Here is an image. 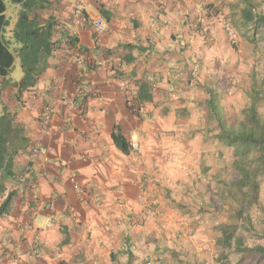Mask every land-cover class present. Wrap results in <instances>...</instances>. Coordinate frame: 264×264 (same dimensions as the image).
Returning <instances> with one entry per match:
<instances>
[{
  "label": "crops",
  "instance_id": "crops-1",
  "mask_svg": "<svg viewBox=\"0 0 264 264\" xmlns=\"http://www.w3.org/2000/svg\"><path fill=\"white\" fill-rule=\"evenodd\" d=\"M74 1L60 0L44 16L55 21L54 46L37 84L21 93L7 85L0 96L28 140L13 177L1 181L0 206L12 197L0 214V264H126L127 252L132 264H152L145 254L168 246L162 236L177 245V222H197L183 210L194 200L199 168H211L203 163L214 146L202 89L205 76L228 71L230 0H89L88 17L107 24L101 33L67 21ZM77 79L90 92L85 117L70 104ZM140 82L152 100L134 116L127 101ZM56 99L46 133L43 114ZM116 124L137 144L127 156L110 139ZM36 145L45 148L40 158ZM35 197L49 208L36 212Z\"/></svg>",
  "mask_w": 264,
  "mask_h": 264
},
{
  "label": "trees",
  "instance_id": "trees-1",
  "mask_svg": "<svg viewBox=\"0 0 264 264\" xmlns=\"http://www.w3.org/2000/svg\"><path fill=\"white\" fill-rule=\"evenodd\" d=\"M11 3L19 5L20 10L17 14L16 22L11 30V38L18 43L16 56L19 59L22 77L17 83L11 84V87L21 93L34 87L40 76L43 74L46 59L53 50V35L55 21L51 15L46 19L44 16L51 12L54 5L60 0H9ZM261 3L264 0H236L230 2L227 6L232 12H236L240 21L244 25H249L251 37L249 43L256 48L255 36L259 33L263 42L264 58V12L261 10ZM4 0H0V77L5 78L13 65V55L8 49V41L5 39V30L9 26V21L5 16ZM216 14L217 11H216ZM246 39V37H245ZM202 88V87H200ZM205 95L203 106L205 114L204 131L207 135L213 133L210 123L215 125V133L212 135V141L215 139L221 143L224 149L233 151V161L224 167L207 168L204 173L216 172L213 181L218 188V198L224 203L230 200L236 210V217L240 226L247 233H263L264 230L255 228L252 211L264 216V210L258 201L259 182L264 176V116L259 113L258 104L264 101V67L260 81L252 80L248 93V104L241 110L242 119L237 124L227 119L226 111L219 102L217 93L211 88L202 89ZM133 101H127L128 109L138 116L140 105L151 102L152 97L147 83H138V90ZM131 102V103H129ZM186 112V110H185ZM112 144L122 155L130 154V143L124 137L120 125H114L110 135ZM209 138L205 139L209 141ZM28 147V140L25 136V129L22 124L17 122L15 113L6 111L0 117V194L3 186L1 181L13 177V167L15 158ZM232 169L241 178L247 179V192H242L236 186L230 187L228 181L221 183L219 174L227 169ZM218 182H220L218 184ZM11 194H8L0 206V214L6 213L10 203ZM200 210V209H199ZM202 212V211H200ZM264 219H261V223ZM259 231V232H258ZM215 246L220 249L217 264H229L227 259L229 255L239 254L240 258L234 264H242L245 257L249 258L254 264L264 260V244L254 245L251 248L244 244V239L235 233L221 231L219 237L215 239ZM127 256L126 264H132V255ZM113 256V255H111Z\"/></svg>",
  "mask_w": 264,
  "mask_h": 264
},
{
  "label": "rangeland",
  "instance_id": "rangeland-1",
  "mask_svg": "<svg viewBox=\"0 0 264 264\" xmlns=\"http://www.w3.org/2000/svg\"><path fill=\"white\" fill-rule=\"evenodd\" d=\"M235 1L230 0L232 3ZM4 5L6 8L5 16L9 21V26L5 30V39L8 41V49L12 53L14 61L8 75L5 78L0 77V96L4 91V87L19 82L22 77L19 59L16 56L18 43L10 37V32L21 8L9 0H4ZM261 10L264 12V3H261ZM228 11L229 21L227 24L229 29L226 31L228 33L226 37L227 46L230 49V56L228 57L230 62L226 63L228 71L227 73H220V75L205 76V80L208 81V87L217 93L219 102L226 111L227 119L237 124L242 119L241 110L248 104V93L252 80L260 81L262 77L264 67L263 42H261L262 37L259 31L255 36L257 46L253 48L249 43V37H251L250 26L244 25L236 12L231 14L230 9ZM58 12L59 10L56 11V13ZM217 13H221V11L218 10ZM229 38L230 40H228ZM203 84L198 80L197 83H194L196 85L195 89L199 90L200 87H203ZM258 108L259 113L264 116V101L259 102ZM5 110L10 111L0 98V117L4 115ZM195 115L198 117L197 113ZM210 126L214 135V123H210ZM212 145L214 146L213 150H210L206 159H203L204 165H206V161L210 164V167L220 168L227 164L231 166L233 151L224 149L223 145L215 139H213ZM199 166L201 167V164ZM199 170L200 172L198 171L196 175L201 179H197L198 182L193 186V190H195L194 200H191L192 203L186 205L185 210H183L187 211L188 219L186 221H197L196 225L184 227V220H181L180 223L177 222L175 228L179 234L176 237L177 241H175L177 245H173L172 239L162 236L163 242L167 241L168 244L167 242L165 244L168 246H161L163 247L161 250H158L159 248L156 246L155 250L147 251V255L145 254L146 258L144 259L151 260L152 264H217L220 249L215 246V239L220 236L223 230L243 237L244 244L250 248L254 245L264 244V232L259 234H255V231H252V233L245 232L236 217L234 206L230 205V200L228 199L224 203L219 200L217 190L220 187L217 188V183L215 184L213 181L216 172L204 173L200 168ZM219 175H221L219 180L221 183L228 181L230 187L236 186L242 192H247L248 174H246L247 179L241 178L231 168H228ZM258 190V201L264 210V176L260 178ZM194 216L197 218L195 219ZM251 217L255 228L259 227V229L264 230V220L262 223L260 222L261 219H264V216L261 217L260 213L252 211ZM165 227L164 231H167V226L165 225ZM170 231L171 229H168L169 233H171ZM239 258V254H232L229 255L227 262L234 264ZM242 264H254V262L245 257ZM256 264H264V260Z\"/></svg>",
  "mask_w": 264,
  "mask_h": 264
},
{
  "label": "built area",
  "instance_id": "built-area-1",
  "mask_svg": "<svg viewBox=\"0 0 264 264\" xmlns=\"http://www.w3.org/2000/svg\"><path fill=\"white\" fill-rule=\"evenodd\" d=\"M89 0H75L72 11L70 15L67 17V21L71 23L76 28H84V27H92L96 32L101 33L107 28L106 22L102 18H90L86 14V4ZM86 81L82 79H77L74 83V95L70 99L71 108L73 111L76 112V114L79 117H85L86 116V108L84 106V101L89 96V91L87 88ZM55 92L59 93V89L55 87ZM60 105V100L56 99L54 101V105H50L47 109V111L43 114V123L44 127L43 130L48 133V123L57 111V106ZM130 148L132 151L137 149L136 143H130ZM33 156L35 157H42L45 152V148L41 145H36L32 150ZM19 183L22 187H27L31 193H36V186L32 182L29 183L26 178L19 179ZM77 189V187H76ZM34 195V194H33ZM35 202L34 210L36 212L44 210L46 208H49L50 204L39 202L37 197L33 198ZM54 227V222L52 220H49L47 223V228ZM34 254H37V251L34 252Z\"/></svg>",
  "mask_w": 264,
  "mask_h": 264
},
{
  "label": "clouds",
  "instance_id": "clouds-1",
  "mask_svg": "<svg viewBox=\"0 0 264 264\" xmlns=\"http://www.w3.org/2000/svg\"><path fill=\"white\" fill-rule=\"evenodd\" d=\"M53 46H54V44H53Z\"/></svg>",
  "mask_w": 264,
  "mask_h": 264
}]
</instances>
